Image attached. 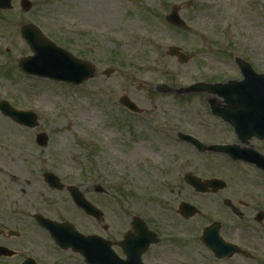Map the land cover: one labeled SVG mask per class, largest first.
Instances as JSON below:
<instances>
[{
	"label": "rangeland",
	"instance_id": "1",
	"mask_svg": "<svg viewBox=\"0 0 264 264\" xmlns=\"http://www.w3.org/2000/svg\"><path fill=\"white\" fill-rule=\"evenodd\" d=\"M31 1L30 11L21 8L20 0H13L10 11L0 10V100L33 110L40 119L38 127L26 128L0 111V141L6 149L5 153L0 147L5 153L0 156V244L16 251L15 256L0 257V264H20L28 255L39 264L84 263L79 253L58 250L34 213L43 211L41 203L53 198L57 204L47 214L74 219L83 231L90 228L85 216L68 202L66 192L41 184V173L56 167L69 183L86 179L92 145H101L102 140L109 144V212L114 219L118 214L114 197L123 181L137 179L154 190L155 181L170 185L185 181L181 165L202 177L232 176L236 167L242 168L224 155L201 153L192 145L182 149L168 139L179 130L206 143L235 137L212 115L205 93L162 92L156 85L176 88L240 77L235 55L264 72V0H194L189 9L186 0ZM174 4L183 5L181 14L194 31L179 30L165 19ZM31 21L58 45L93 62L97 77L76 86L24 73L19 61L32 50L21 27ZM173 45L188 53L190 60L181 63L171 56L168 49ZM107 67L115 71L103 74ZM123 94L138 103L141 114L120 104ZM157 124L169 131L162 135ZM42 131L50 137L43 149L35 141ZM140 134H146L143 141L137 139ZM141 141L144 145L138 148ZM16 159L20 164L12 163ZM71 173L74 178H69ZM11 229L21 235L9 238Z\"/></svg>",
	"mask_w": 264,
	"mask_h": 264
},
{
	"label": "flooded vegetation",
	"instance_id": "2",
	"mask_svg": "<svg viewBox=\"0 0 264 264\" xmlns=\"http://www.w3.org/2000/svg\"><path fill=\"white\" fill-rule=\"evenodd\" d=\"M22 1L20 0V5L23 9ZM11 2L12 6L9 9L0 8V10L10 11L13 8V0ZM193 5L194 3L184 6L189 9ZM32 7L31 1V7L23 10L30 11ZM252 65L256 68L253 63ZM205 98L208 100L207 97ZM7 117L13 120L12 117ZM217 119L229 127V131L235 137V140L231 142L242 143V138L229 122L221 117ZM16 123L19 126L34 129L39 126V115L34 127ZM156 127L157 130H162V135L169 131V128L159 124ZM41 133L47 136L44 144L38 141ZM145 135L140 134L137 139L143 141L142 137ZM170 138L182 149L190 145L179 131L176 134L170 133L168 139ZM35 141L43 149L49 145L50 137L43 131L38 132ZM142 141L138 148L144 145ZM249 142L251 146L264 154V139L253 136ZM92 146L93 151L91 149L86 179L80 178L78 181L69 183L64 176L65 172L62 173V170L56 167L44 169L41 173V184L50 190L66 192L71 199L68 202L72 201L79 215L85 216L90 228L83 231L74 219H57L47 214L46 211L49 212V208L54 209L53 207L57 204L53 198L41 203L44 205L43 211L35 212L36 215L41 213L44 218L57 222L73 223L82 233L92 238L91 246L97 247V256L93 257L95 263L92 264H110V258L116 260L115 264H264L263 168L253 163L244 164L234 160L233 163L240 164L242 168L236 167L238 170L235 171V169L232 176L213 174L202 177L198 175L203 181L194 182L190 181L191 172L183 170L181 165L180 172L185 181L179 179L172 185L167 181H155L154 190L146 188L137 182V179L132 182L123 181L118 187L117 196L114 197L118 205V214L114 219L109 212L111 202L109 144L107 140H102L101 145ZM0 147L6 153L1 141ZM150 148L152 152H155L154 145ZM138 153L142 154L140 150ZM4 154L0 152V156ZM178 154L182 157L184 152L179 149ZM206 154L222 155L223 153L208 151ZM4 158L5 156L2 157V161ZM14 162L20 164L21 161L16 159L12 163ZM158 166L161 165L158 163ZM183 172H185L184 175ZM49 174L59 178L62 188L53 187L50 184ZM72 174L69 178L73 177ZM212 178L221 181H214V179L206 182L207 179ZM70 186L79 189L97 212H88L79 206L70 192ZM42 228L44 229L42 231L46 233L45 236L55 244L47 228L44 226ZM55 247L58 250L62 249L56 245ZM111 249L114 252L113 255H110ZM84 263L87 264L85 261Z\"/></svg>",
	"mask_w": 264,
	"mask_h": 264
},
{
	"label": "water",
	"instance_id": "3",
	"mask_svg": "<svg viewBox=\"0 0 264 264\" xmlns=\"http://www.w3.org/2000/svg\"><path fill=\"white\" fill-rule=\"evenodd\" d=\"M23 7L27 10L31 7L29 0L22 1ZM191 4V1L188 2ZM11 0H0L1 8H10ZM179 6H173L171 12L167 15V19L180 27H188L185 20L179 14ZM22 34L31 46L32 55L20 59L19 65L23 71L34 74L40 77H48L58 81H66L70 84L79 85L89 78L96 75L97 69L90 61L82 59L74 55L68 49L57 45L52 40L43 37L36 26L26 25L22 29ZM169 53L172 56H177L179 61L186 63L189 56L180 50L177 46L169 48ZM241 71L243 72V80L230 79L227 82H196L188 87L172 89L167 84H159L157 87L162 91H207L209 93L218 94L224 98L226 105H221L215 97L211 99V108L214 114L220 115L230 121L241 137L248 140L253 135H258L264 138V73H257L251 67L250 63L242 57H236ZM113 71L107 68L105 72L110 74ZM122 104L132 111H139L140 108L128 95L120 97ZM1 111L14 120L20 123L35 126L37 124V116L32 111L17 109L13 107L8 100H1ZM188 140L193 142L199 149H211L223 151L231 154L234 158H242L248 161H255L260 166H264V156L251 149L245 148L239 150L235 144H213L205 145L198 139L184 135ZM38 141L44 144L47 141V136L43 133L39 134ZM242 153L236 152V150ZM256 153V154H253ZM51 176L48 179L53 187L62 188L59 178ZM58 179V182H57ZM190 180L199 181L191 176ZM75 202L83 207L88 212H97V209L92 206L76 189L75 186L69 187ZM37 221L47 228L56 243L63 248L72 247L74 250L81 252L87 262H95L93 257L97 256V247L90 246L91 239L89 236L78 232L71 223L57 222L51 219L44 218L41 214L36 215ZM9 234H19L18 231L10 230ZM95 238V237H94ZM113 250H110V255H113ZM14 252L5 247L0 246V255H13ZM108 262V261H106ZM116 260L110 258L109 263L115 264ZM22 264H37L32 257H28Z\"/></svg>",
	"mask_w": 264,
	"mask_h": 264
},
{
	"label": "bare ground",
	"instance_id": "4",
	"mask_svg": "<svg viewBox=\"0 0 264 264\" xmlns=\"http://www.w3.org/2000/svg\"><path fill=\"white\" fill-rule=\"evenodd\" d=\"M255 16H256V11H254L253 13H252V17L255 19Z\"/></svg>",
	"mask_w": 264,
	"mask_h": 264
}]
</instances>
